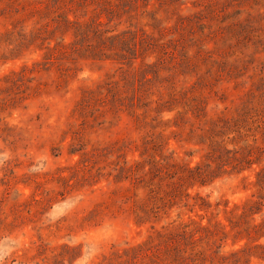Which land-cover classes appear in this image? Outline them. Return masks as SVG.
Wrapping results in <instances>:
<instances>
[{"label": "rangeland", "instance_id": "rangeland-1", "mask_svg": "<svg viewBox=\"0 0 264 264\" xmlns=\"http://www.w3.org/2000/svg\"><path fill=\"white\" fill-rule=\"evenodd\" d=\"M263 167L264 0H0V264H264Z\"/></svg>", "mask_w": 264, "mask_h": 264}, {"label": "trees", "instance_id": "trees-1", "mask_svg": "<svg viewBox=\"0 0 264 264\" xmlns=\"http://www.w3.org/2000/svg\"><path fill=\"white\" fill-rule=\"evenodd\" d=\"M67 21H68V23H72V22H71L70 20H68V19H67ZM65 52H66V51H61L62 54H64ZM247 162H249V165H248L247 167H250V164H251L250 161H247ZM244 168H246V167H242L240 170H243ZM263 169H264V167H263ZM262 171H263V170H260V171H258V173H261Z\"/></svg>", "mask_w": 264, "mask_h": 264}]
</instances>
